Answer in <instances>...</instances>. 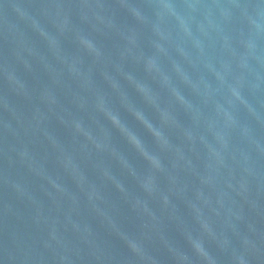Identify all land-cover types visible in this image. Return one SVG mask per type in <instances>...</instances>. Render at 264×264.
Segmentation results:
<instances>
[{"label": "water", "instance_id": "95a60500", "mask_svg": "<svg viewBox=\"0 0 264 264\" xmlns=\"http://www.w3.org/2000/svg\"><path fill=\"white\" fill-rule=\"evenodd\" d=\"M0 264H264V0H0Z\"/></svg>", "mask_w": 264, "mask_h": 264}]
</instances>
